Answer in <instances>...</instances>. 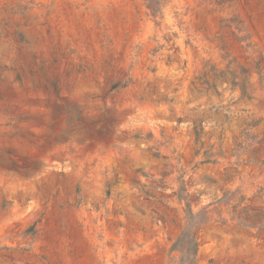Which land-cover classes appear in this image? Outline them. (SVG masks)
<instances>
[{
    "label": "rangeland",
    "instance_id": "rangeland-1",
    "mask_svg": "<svg viewBox=\"0 0 264 264\" xmlns=\"http://www.w3.org/2000/svg\"><path fill=\"white\" fill-rule=\"evenodd\" d=\"M149 3L0 0V264H264V0Z\"/></svg>",
    "mask_w": 264,
    "mask_h": 264
},
{
    "label": "crops",
    "instance_id": "crops-1",
    "mask_svg": "<svg viewBox=\"0 0 264 264\" xmlns=\"http://www.w3.org/2000/svg\"><path fill=\"white\" fill-rule=\"evenodd\" d=\"M163 241H166L168 244L165 248L159 247L158 250H161L162 253H167L169 248L174 243L176 237H162ZM78 244L76 249L68 251L69 257L73 261L71 264H98V260L95 256V249L86 244V237H78Z\"/></svg>",
    "mask_w": 264,
    "mask_h": 264
},
{
    "label": "trees",
    "instance_id": "trees-1",
    "mask_svg": "<svg viewBox=\"0 0 264 264\" xmlns=\"http://www.w3.org/2000/svg\"><path fill=\"white\" fill-rule=\"evenodd\" d=\"M150 3H149V7H151L152 9H154V5H156V4H159V2H161V0H148ZM190 215L193 217L194 215H193V212L192 211H190ZM207 220H205V222H206ZM185 237H191V239L189 240V242L191 243V244H193L192 246H193V251H194V253L196 254L197 253V250H198V240H197V237H196V235L193 233V234H191V232H190V229L189 228H186V229H184V231L182 232V234H181V236H180V239H179V241L180 242H183L184 241V239H185Z\"/></svg>",
    "mask_w": 264,
    "mask_h": 264
}]
</instances>
